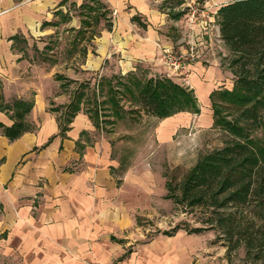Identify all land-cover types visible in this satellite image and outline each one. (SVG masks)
Segmentation results:
<instances>
[{"label": "crops", "instance_id": "obj_1", "mask_svg": "<svg viewBox=\"0 0 264 264\" xmlns=\"http://www.w3.org/2000/svg\"><path fill=\"white\" fill-rule=\"evenodd\" d=\"M100 1L109 12L100 19L98 33L89 43L75 38L67 55L55 61L54 49L42 37L61 25L88 29L83 27L85 18L74 23L72 8L95 1L0 0V124L13 125L16 112L23 110L20 102L31 104L22 135L11 139L0 126V258L5 264H133L134 253L126 258L130 261H121L124 247L115 239L127 237L126 231L135 226L134 208L148 187L142 178L135 180L137 162L118 176L123 164L114 154L112 131L106 132L101 119L95 123L84 97L67 119L74 94L82 92L79 85L68 92L66 80L82 84L87 74L93 75L98 87L102 79L140 75L142 68L150 67L155 74L162 66L169 71L164 48L188 49L173 38L171 27L188 17L190 31L189 12L166 7L167 0ZM230 1L202 2L211 5L215 16ZM213 27L227 50L219 24ZM210 28L208 23L205 32L214 31ZM208 62H195L184 77L199 99V113L180 111L165 118L145 114L154 121L152 135L159 145H175L193 120L202 127L213 125L210 95L215 89H232L233 83L222 80L231 79L233 72L217 56L210 55ZM108 117L111 125L121 119Z\"/></svg>", "mask_w": 264, "mask_h": 264}, {"label": "trees", "instance_id": "obj_2", "mask_svg": "<svg viewBox=\"0 0 264 264\" xmlns=\"http://www.w3.org/2000/svg\"><path fill=\"white\" fill-rule=\"evenodd\" d=\"M90 1L95 2H85L81 8H86L93 22L89 19L83 22L97 26L101 18H108L109 11L100 0ZM216 15L220 37L230 52V56L225 59L236 78L232 89H215L210 95L213 126L229 132L233 138L223 146L201 155L178 185L168 183V197L175 198L178 203L211 209V219L207 221L225 233L229 249L238 247L243 238L247 254H254L264 264V141L250 134L251 129L264 121V0H232L222 5ZM102 80L99 87L103 93L102 85L108 86L105 103L111 104L107 115L113 112L115 118L132 113L121 105L120 100L123 98L135 102L139 111L159 118L180 111L200 112L194 90L170 76L156 74L142 77L131 73L119 78L116 87L111 82L112 78ZM81 99L82 95H79L69 105V121L80 109ZM20 107L23 110L16 112L13 125L0 124L11 139L27 130L23 119L31 104L20 102ZM87 110L99 125L98 111ZM234 207L249 210L251 217L259 220L260 232L238 230L236 211L232 210ZM240 225L242 227V222ZM179 229L178 226L165 233L173 235ZM203 229L202 226L191 230L187 228L194 232ZM236 235L239 238L234 242ZM232 241L233 246L230 244Z\"/></svg>", "mask_w": 264, "mask_h": 264}, {"label": "rangeland", "instance_id": "obj_3", "mask_svg": "<svg viewBox=\"0 0 264 264\" xmlns=\"http://www.w3.org/2000/svg\"><path fill=\"white\" fill-rule=\"evenodd\" d=\"M186 2L188 3L178 5L176 0H167L165 1V6L175 7L176 11L189 12V18L193 9L197 8L199 10V19H206L207 23H210L211 31H213L214 23L217 22V15L215 14L214 16V11H209L211 5L205 7L201 0H186ZM86 12V8L73 6L72 17H74V23H77L81 18L89 19L93 22V17L88 16ZM187 20L188 17L184 18L178 26L171 27L170 33L173 38L175 40L180 39L178 44L188 49L194 46L196 51H198L195 62L210 63L208 62L209 56H217L221 60L222 65L229 68L228 60L225 58L230 56V52L221 45V42L217 41L215 30L211 33L205 32L206 29L202 24L195 30V27H190L189 31ZM87 23L83 22V27H88L86 30L79 29L82 31H78L77 28L66 30V27L61 25L57 31L42 37L44 40L49 41L50 46L54 49L51 53L53 60L59 61L58 59L65 57L68 53L67 46L75 38H80V42L89 43L95 32L98 33L103 26V23L97 25L94 27L95 30ZM210 39L213 42L211 44L206 43L207 40L210 42ZM202 42L204 43L202 44ZM177 50L180 49L178 48ZM209 53L210 55H208ZM159 70L161 72H158V74L170 76L176 82L191 88L184 79L187 74L181 76L172 74L171 76L169 75L170 71L165 66H162ZM139 74L142 77L156 75L155 70L150 67L145 70L142 68ZM231 76L233 81L230 78H225L222 81H228L229 84L232 85L233 83L234 85L236 76L234 73ZM93 77V75L87 74L82 84H79V81L74 83V80H66L69 87L68 92L75 91L80 86L79 92H82L80 95L84 97L85 108L98 111V121L100 123L101 119V126L107 133L110 130L112 131L114 154L123 164V168H119L118 176L123 177L125 168L127 169L129 165L137 162L135 180L142 178L141 183L148 187L147 191H143V201H140L138 206L134 208V218L137 220L135 226L132 230L126 231L127 237L115 239L118 245H123L124 247L123 253H121V255L123 254L121 261L124 262L131 253H134L132 255V257H135L132 259L133 264H263L254 254H247L243 238L238 247L229 249V240L226 238L225 233H221L219 229L213 227L207 221L209 218L211 219V209L178 203L175 198L168 197L170 193L168 183L178 185L201 155L223 146L230 138H233L229 132L213 125L211 127H202L193 120L191 126H185L182 129L183 135L176 140L175 145L161 146L155 142V137L152 135L154 121H150L149 119L151 118L145 116V113L142 115L137 109L138 106H136L135 102L131 103L129 99L123 98L120 103L126 110H131L132 113L128 112L123 118L112 123V125L109 123L110 118L107 114L110 113L108 109L111 104L105 103L108 86L102 85L104 90L102 93L100 87L95 86L93 83ZM118 79L112 78L113 86ZM224 84L226 83L221 86H225ZM77 94H74L75 99L79 96ZM111 113L113 114V112ZM94 118L96 119V117ZM184 130L187 131L185 132ZM177 134H180V132ZM250 134L254 138L264 141V121L251 129ZM142 155L144 159L141 160ZM134 183L137 182L134 181ZM176 192L178 193L179 189ZM232 210L236 211L238 230L260 232V222L251 217L249 210L236 209V207ZM240 222H242V227ZM178 226L180 229L173 235L165 233L167 230L170 231ZM199 226L205 229L201 232L189 231ZM237 238H239V235L234 237V242ZM230 244L233 246V241ZM5 261L8 260L5 259ZM119 262V260H116L113 264H119ZM0 264H5L1 258Z\"/></svg>", "mask_w": 264, "mask_h": 264}, {"label": "built area", "instance_id": "obj_4", "mask_svg": "<svg viewBox=\"0 0 264 264\" xmlns=\"http://www.w3.org/2000/svg\"><path fill=\"white\" fill-rule=\"evenodd\" d=\"M198 12L199 10L194 8L190 14L189 26L191 28L199 22L203 23L204 27L208 25L204 19H199ZM197 52L194 46L183 51H176L170 47H165L163 51L164 62L168 66L171 74H177L179 76L188 74L191 71L192 64L196 61Z\"/></svg>", "mask_w": 264, "mask_h": 264}]
</instances>
